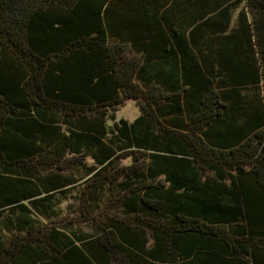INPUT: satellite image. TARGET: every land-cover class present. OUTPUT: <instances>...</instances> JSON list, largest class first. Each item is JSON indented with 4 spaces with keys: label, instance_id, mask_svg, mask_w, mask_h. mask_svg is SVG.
<instances>
[{
    "label": "trees",
    "instance_id": "trees-1",
    "mask_svg": "<svg viewBox=\"0 0 264 264\" xmlns=\"http://www.w3.org/2000/svg\"><path fill=\"white\" fill-rule=\"evenodd\" d=\"M0 264H264V0H0Z\"/></svg>",
    "mask_w": 264,
    "mask_h": 264
},
{
    "label": "rangeland",
    "instance_id": "rangeland-1",
    "mask_svg": "<svg viewBox=\"0 0 264 264\" xmlns=\"http://www.w3.org/2000/svg\"><path fill=\"white\" fill-rule=\"evenodd\" d=\"M139 115V109L133 101H126L124 105L120 106L116 112V119L124 118L132 121Z\"/></svg>",
    "mask_w": 264,
    "mask_h": 264
}]
</instances>
